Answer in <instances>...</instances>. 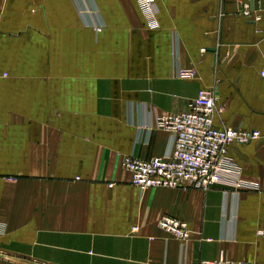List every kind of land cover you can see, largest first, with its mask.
I'll use <instances>...</instances> for the list:
<instances>
[{
  "label": "crops",
  "instance_id": "obj_1",
  "mask_svg": "<svg viewBox=\"0 0 264 264\" xmlns=\"http://www.w3.org/2000/svg\"><path fill=\"white\" fill-rule=\"evenodd\" d=\"M155 1L148 26L136 0H0V264H264V0ZM212 87L216 126L261 132L228 147L242 185L134 186L122 158L169 150L153 115Z\"/></svg>",
  "mask_w": 264,
  "mask_h": 264
},
{
  "label": "built area",
  "instance_id": "obj_2",
  "mask_svg": "<svg viewBox=\"0 0 264 264\" xmlns=\"http://www.w3.org/2000/svg\"><path fill=\"white\" fill-rule=\"evenodd\" d=\"M140 13L148 26H156V1L136 0ZM244 14L251 10L244 4ZM259 17H254L258 19ZM96 29H101L100 25ZM264 76V70L261 72ZM176 76L191 78L193 68H178ZM217 92L214 87L200 89L186 109L176 113L153 115V127L168 133L170 138L167 153L142 159L132 154L122 158L121 165L130 173L131 183L140 190L151 187L188 186L207 189L230 178V183L239 187V164L228 154L233 144H245L257 139L261 132L231 126H216ZM158 226L176 239L186 242L191 237L188 223L170 215L158 219ZM197 264H256L250 260H232L218 257L200 260Z\"/></svg>",
  "mask_w": 264,
  "mask_h": 264
},
{
  "label": "water",
  "instance_id": "obj_3",
  "mask_svg": "<svg viewBox=\"0 0 264 264\" xmlns=\"http://www.w3.org/2000/svg\"><path fill=\"white\" fill-rule=\"evenodd\" d=\"M250 3V7L253 9V8H257V4H258V0H250L249 1Z\"/></svg>",
  "mask_w": 264,
  "mask_h": 264
}]
</instances>
